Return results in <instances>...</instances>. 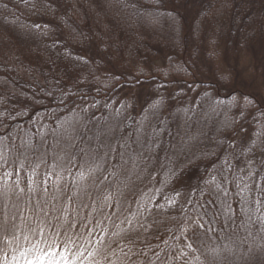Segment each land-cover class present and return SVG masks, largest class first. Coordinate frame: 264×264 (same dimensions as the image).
I'll list each match as a JSON object with an SVG mask.
<instances>
[{
	"label": "trees",
	"instance_id": "obj_1",
	"mask_svg": "<svg viewBox=\"0 0 264 264\" xmlns=\"http://www.w3.org/2000/svg\"><path fill=\"white\" fill-rule=\"evenodd\" d=\"M262 71L264 0H0V264H264Z\"/></svg>",
	"mask_w": 264,
	"mask_h": 264
},
{
	"label": "snow or ice",
	"instance_id": "obj_2",
	"mask_svg": "<svg viewBox=\"0 0 264 264\" xmlns=\"http://www.w3.org/2000/svg\"><path fill=\"white\" fill-rule=\"evenodd\" d=\"M103 161H94V164H95V167L96 168H99L100 167V164L102 163ZM87 171L91 172L92 171V168H89ZM80 178L83 179L84 178V171H81L80 173ZM46 183V181H45ZM111 197L110 196H106L105 199H110ZM125 222L127 223L128 227H129V230L131 231H136V228L137 226L141 227V228H145L146 230V226L144 224H142L139 220V216L138 214L136 213H132L130 217H125ZM130 239L132 240V242H134V237H130Z\"/></svg>",
	"mask_w": 264,
	"mask_h": 264
},
{
	"label": "rangeland",
	"instance_id": "obj_3",
	"mask_svg": "<svg viewBox=\"0 0 264 264\" xmlns=\"http://www.w3.org/2000/svg\"><path fill=\"white\" fill-rule=\"evenodd\" d=\"M249 71H251V70H249ZM263 73L264 72L262 71L260 77L257 78L256 84H255L256 87L259 85L260 89H261L262 85H263V88H264V82H263L264 81V76H263ZM49 154H50V150H49ZM85 210H86V212H89V213L93 211L90 207H86ZM39 219H41V218H39ZM49 220L51 221V219H49ZM50 264H56V263H55V261H52V262H50Z\"/></svg>",
	"mask_w": 264,
	"mask_h": 264
}]
</instances>
